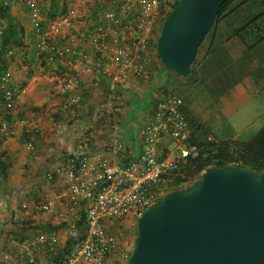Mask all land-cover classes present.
Here are the masks:
<instances>
[{
    "label": "crops",
    "instance_id": "obj_1",
    "mask_svg": "<svg viewBox=\"0 0 264 264\" xmlns=\"http://www.w3.org/2000/svg\"><path fill=\"white\" fill-rule=\"evenodd\" d=\"M242 1L234 0L214 26L188 76L164 70L156 57L147 79L130 75L119 86L116 103L109 92L116 45L110 36L101 39L97 32L104 25V12L115 6L113 0H38L51 46L69 48L63 57L51 60L49 48L36 47L39 38L23 0H0V10L7 12L6 18L0 15V74L8 72L24 91L10 114L0 103V127L15 132L14 136L0 132V252L8 255L0 264H30L31 259L35 264H54L64 254L65 226L54 212H41L36 206L58 201L55 211H65L67 191L59 177L50 181L45 175L68 152L100 155L128 165L141 154L143 131L165 95L182 99L197 136L247 141L240 139L245 129L241 121L251 114L257 121L259 108L253 100L261 97L264 102V6L259 0ZM9 22L22 30L20 46H3L2 32ZM127 41L122 38L123 44ZM102 43L107 48L100 51ZM27 130H35L32 149L27 146ZM115 144L121 145L118 155L112 152ZM174 145L164 135L160 149L167 152ZM51 233L57 238L52 251L48 245H25ZM115 260L111 256L109 264H116Z\"/></svg>",
    "mask_w": 264,
    "mask_h": 264
},
{
    "label": "built area",
    "instance_id": "obj_2",
    "mask_svg": "<svg viewBox=\"0 0 264 264\" xmlns=\"http://www.w3.org/2000/svg\"><path fill=\"white\" fill-rule=\"evenodd\" d=\"M179 0H113L115 6L104 12V25L97 29L99 38L110 36L116 45L112 61L115 70L110 77L109 92L117 103L119 86L130 75L147 79L150 65L157 59L155 47L160 26L165 15ZM28 11L30 25L38 36L36 47L49 48L53 58H61L68 51L51 46L50 34L43 30L44 19L38 0H23ZM72 15V11L69 12ZM65 23L69 20L64 19ZM159 29V30H158ZM121 30L126 32L121 34ZM56 32V30H55ZM127 43H122V38ZM100 44V51L106 50ZM12 82L8 72L0 74V103L5 114H10L16 99L23 93ZM114 103V102H113ZM114 112L119 111L114 105ZM117 123L114 128H117ZM34 131V132H32ZM0 132L14 136L13 129L6 125ZM28 148H33L35 130H27ZM164 135L174 142V148L161 151ZM191 135L188 118L183 110L182 99L175 94L161 97L154 108L153 119L143 131L141 154L126 166L107 157L83 153H65L61 162L45 175L46 180L59 177L67 191L68 206L65 211H55L58 201H45L36 210L55 213L67 232L69 249L61 264H109L111 256L127 263L130 251L125 249L116 236V231L130 219L139 215L160 200L169 186L158 187L163 176L182 172L190 159L198 157V149L189 143ZM212 141L211 137H207ZM121 145L115 144L113 155H118ZM57 238L51 233L39 235L26 242L27 247L48 245L50 251L56 246ZM8 255L0 252V260ZM30 264H35L30 260Z\"/></svg>",
    "mask_w": 264,
    "mask_h": 264
},
{
    "label": "water",
    "instance_id": "obj_3",
    "mask_svg": "<svg viewBox=\"0 0 264 264\" xmlns=\"http://www.w3.org/2000/svg\"><path fill=\"white\" fill-rule=\"evenodd\" d=\"M228 0H179L155 43L164 70L188 76ZM127 264H264V167L206 168L136 220Z\"/></svg>",
    "mask_w": 264,
    "mask_h": 264
},
{
    "label": "trees",
    "instance_id": "obj_4",
    "mask_svg": "<svg viewBox=\"0 0 264 264\" xmlns=\"http://www.w3.org/2000/svg\"><path fill=\"white\" fill-rule=\"evenodd\" d=\"M250 1L251 0H243L241 4L243 3L245 4ZM259 1L264 6V0H259ZM233 2L234 0H228L220 6L215 23L211 28L210 32L217 24V22L220 20V18L227 14V11L229 10ZM177 3L171 8V10L177 5ZM64 12L65 9H63V13ZM0 15L3 18L7 17V12L5 11V9L0 10ZM166 16L167 15H165V17ZM164 19L162 20L161 23H163ZM210 32L208 33L206 38L209 36ZM21 40H22L21 28L9 22L7 28L2 32L3 46L6 47L7 44L9 43L14 44L15 46H20L22 44ZM204 42L202 43V45L204 44ZM153 46L155 47V43L153 44ZM189 122H190L189 123L190 130H191L189 143L197 147L199 151L198 157L194 159H190L188 163L185 165L182 172L178 174H170L162 177L158 187L163 188L166 185L167 187L169 186L165 194L188 187L195 180L199 178L200 174L206 168L209 167L236 166L250 171H256V172L262 171L264 167V128H262L258 133H256L251 139L247 141H238V140L209 141L207 136L204 135V133L197 136L196 132L193 131V128L195 127L193 121L190 120ZM162 198L163 197H161L160 199ZM68 249H69V241L67 242V245L64 248L63 255H66ZM61 256L58 257L59 260H57L58 259L57 258L54 261V264L60 263Z\"/></svg>",
    "mask_w": 264,
    "mask_h": 264
},
{
    "label": "rangeland",
    "instance_id": "obj_5",
    "mask_svg": "<svg viewBox=\"0 0 264 264\" xmlns=\"http://www.w3.org/2000/svg\"><path fill=\"white\" fill-rule=\"evenodd\" d=\"M162 23L160 24V28H161ZM159 30V29H158ZM159 35V34H158ZM255 102V104H257L256 107L259 108V112H258V120L254 121L251 119V117H253L254 115L251 114L249 115V120L245 117L243 121H241V123L245 124V129H244V133L242 134V138L243 140H249L251 139L256 133H258L262 128H264V106H261L260 104H264V102H262L261 97H258L256 99L253 100ZM243 124V125H244ZM246 125H249V128H246ZM213 133H216V130L213 129L212 130ZM136 220L135 218H130L123 226L120 230L116 231V236L118 238V240L120 241V243L122 244V246L125 247V249L129 250L131 252L132 247H133V243H134V239L136 237L137 231H136ZM116 264H127L125 262H123L120 258H116Z\"/></svg>",
    "mask_w": 264,
    "mask_h": 264
}]
</instances>
